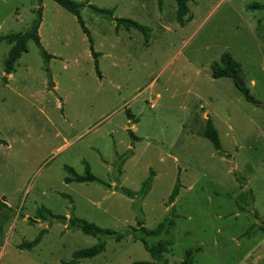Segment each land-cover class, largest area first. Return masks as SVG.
<instances>
[{
  "label": "rangeland",
  "instance_id": "374dc122",
  "mask_svg": "<svg viewBox=\"0 0 264 264\" xmlns=\"http://www.w3.org/2000/svg\"><path fill=\"white\" fill-rule=\"evenodd\" d=\"M89 5L113 13L109 20L87 6L80 12L100 78L75 17L51 0H0V264L68 263L97 244L67 229L69 219L130 233L139 217L148 230L172 221L166 264L187 254L193 264H264V0H194L184 26L174 0ZM41 8L38 37L52 58L46 64L27 39L7 71ZM116 19L148 28V42L138 31H115ZM226 53L259 106L229 79L212 78L210 66ZM208 120L219 152L203 137ZM129 130L139 143L131 144ZM84 163L108 187L65 184L64 168L83 175ZM150 175L138 213L135 199L114 189L137 193ZM41 208L66 222L36 219ZM42 230L38 246L18 250ZM106 242L101 255L79 264H154L131 236Z\"/></svg>",
  "mask_w": 264,
  "mask_h": 264
},
{
  "label": "trees",
  "instance_id": "16d2710c",
  "mask_svg": "<svg viewBox=\"0 0 264 264\" xmlns=\"http://www.w3.org/2000/svg\"><path fill=\"white\" fill-rule=\"evenodd\" d=\"M43 1L45 0H39V4L42 3ZM51 1L76 18V21L80 26L82 33L86 36V39L89 43V51L91 54V58L93 60L94 70L97 76L100 78L99 66H98L99 55L94 52L93 40L91 38L90 32L86 29L84 22L81 19L80 12L85 6H87L93 13L105 17L109 20H113L112 18L113 13L111 11L94 8L93 6L89 5L90 0H86L84 3H77L71 0H51ZM158 1L161 4L162 0H158ZM193 1L194 0H174L176 5V23L179 24L180 26H184L185 23L191 20V17L189 16L188 4L192 3ZM254 8L260 9L259 6H254ZM41 18H42V8L38 11L37 18L36 21L34 22L32 30L24 34L20 38V40H18L19 46L12 53L11 59L7 66V71H9L12 63L17 58L18 49L20 45H22L23 41L27 39H32L33 43L39 48L40 51H42V57L43 59H46L45 61L46 64H48L49 60L52 58L51 56H48L44 52L38 37V30L41 24ZM114 22H115V31H118L120 28H123L125 31L135 30L141 33L142 35H144L145 42L146 43L148 42L149 40L148 35L150 33V30L148 28L141 26L131 20L116 19L114 20ZM45 71L47 73V76L50 78L49 71L47 68L45 69ZM210 72L214 80L229 79L234 85L235 89L243 96L244 100L247 103H250L255 106H259V103L251 96L249 89L246 87L245 81L242 76L241 65L237 61H235L230 54L227 53L223 54L220 57L219 62L214 63L210 66ZM50 85L51 87H53L52 82ZM128 118L132 119V116L128 115ZM128 135L130 137L132 145L140 142V139L137 138L132 131L129 130ZM203 137L211 143L215 151L217 152L220 151V142L217 132L215 131L211 121L209 120L206 123ZM132 156L133 153L131 150H129L121 157H119V161H120L118 167L119 175L121 173V168L124 165V163L128 161V159ZM84 166H85V170L83 175H78L75 173L73 169L69 167H65L64 171L66 172L67 176L64 178V183L67 185L98 184L103 187H108L92 175L90 171V167L87 163H84ZM152 178H153L152 175H150L147 178V180L142 183L140 190L137 193H133L120 188H115L114 191L120 193L121 195L129 199L132 200L135 199L134 206L136 208V211L138 213H141L142 210L141 207L139 206V203L148 194L150 190V184ZM179 190H180L179 182H176L167 200L168 207L171 206L177 199L179 195ZM5 207L6 206L4 202L0 200V209ZM36 219H39L41 221L51 220L54 223H62V222H66L67 220L64 217L53 216L51 212H49L45 208H41L37 211ZM171 226H172V221L166 220L161 225H159L157 229L148 230L144 227V223L142 219L139 217V219L136 220V228L132 229L130 233L128 232L118 233L112 230H102L97 226H95L94 224L88 223L84 220L71 218L68 220L67 229L76 230L79 231L84 236L94 238L97 240V244H95L91 248L76 251L72 255L71 261L65 264H79L82 261L94 259L105 251L107 240L120 243L128 236H131L135 242H140L142 244L143 249L150 256L154 264H166V261L164 260V253L168 244L165 241L164 237L169 234V230ZM261 230L264 232V228H261ZM46 234H47V230L40 231L37 237L33 241L28 243H23L20 246H18V250L31 251L33 248L39 245V243ZM133 264H152V263L137 262ZM180 264H193V259L191 254H187L184 260Z\"/></svg>",
  "mask_w": 264,
  "mask_h": 264
},
{
  "label": "water",
  "instance_id": "95a60500",
  "mask_svg": "<svg viewBox=\"0 0 264 264\" xmlns=\"http://www.w3.org/2000/svg\"><path fill=\"white\" fill-rule=\"evenodd\" d=\"M130 126H132V124Z\"/></svg>",
  "mask_w": 264,
  "mask_h": 264
},
{
  "label": "crops",
  "instance_id": "0c3cea01",
  "mask_svg": "<svg viewBox=\"0 0 264 264\" xmlns=\"http://www.w3.org/2000/svg\"><path fill=\"white\" fill-rule=\"evenodd\" d=\"M19 56V55H18Z\"/></svg>",
  "mask_w": 264,
  "mask_h": 264
}]
</instances>
